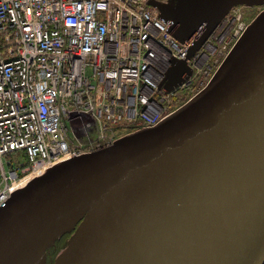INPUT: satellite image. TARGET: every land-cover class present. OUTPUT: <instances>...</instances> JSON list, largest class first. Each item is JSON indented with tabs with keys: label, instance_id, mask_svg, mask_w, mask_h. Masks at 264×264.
I'll return each instance as SVG.
<instances>
[{
	"label": "water",
	"instance_id": "1",
	"mask_svg": "<svg viewBox=\"0 0 264 264\" xmlns=\"http://www.w3.org/2000/svg\"><path fill=\"white\" fill-rule=\"evenodd\" d=\"M170 1L149 4L188 60L233 7L264 3ZM188 74L184 62L167 88ZM80 219L62 264H264V13L174 115L15 192L0 207V264H43Z\"/></svg>",
	"mask_w": 264,
	"mask_h": 264
},
{
	"label": "built area",
	"instance_id": "2",
	"mask_svg": "<svg viewBox=\"0 0 264 264\" xmlns=\"http://www.w3.org/2000/svg\"><path fill=\"white\" fill-rule=\"evenodd\" d=\"M149 1L0 0V207L86 154L70 147L66 116L81 119L97 141L155 128L191 75L168 89L181 65L210 76L246 31H235L231 13L188 60V46ZM19 151L24 163L7 161Z\"/></svg>",
	"mask_w": 264,
	"mask_h": 264
},
{
	"label": "rangeland",
	"instance_id": "3",
	"mask_svg": "<svg viewBox=\"0 0 264 264\" xmlns=\"http://www.w3.org/2000/svg\"><path fill=\"white\" fill-rule=\"evenodd\" d=\"M156 2H163L166 3V0H155ZM168 5H170V2H167ZM175 5V8L177 7V2L173 3ZM229 20L236 23V29L235 31H239V26H243V29L245 27V30H247L251 25L257 20V18L264 13V3L263 4H257V5H239L235 6L229 14L225 17L227 18L230 16ZM242 31V30H241ZM240 31V33H241ZM232 37L231 42H236L238 39V36ZM220 61L224 62V56L220 58ZM214 63V62H213ZM221 63L219 64V66ZM218 65L214 64L213 71L211 72L210 76H203L201 73H196V71L191 72V75L186 78V86L182 88L181 92L178 93L176 97H174L170 103H168V115L172 116L176 112H178L180 109H182L184 106H186L192 99L195 97L200 91H203L206 89V87L213 81L214 78L213 75L219 68ZM170 116V117H171ZM64 119L65 125L68 130L69 134V144L72 149H78L82 150L86 154H91V150L96 151L99 147L103 145H111L117 140L124 138L126 136H129L131 134H134L135 132H138L140 130L135 131H129L124 130L121 131L119 134H117L113 139H102L100 136L99 140L97 141L96 135L94 131L88 130L84 126V122L80 119L79 121L76 120L74 117H68ZM132 129V128H129ZM84 154V155H86ZM13 161L16 163V165H19L20 163H24L26 160L25 153L23 151H19L16 153H12L7 157V161ZM6 168L8 169L9 166L6 163ZM81 219L75 224L71 225L70 228L67 229L66 232H64L59 238H56L55 244L49 245L45 250V262L43 264H58L60 257L66 251L72 240L74 239L76 232L79 228ZM57 243V244H56ZM56 247V249L53 251V253L50 255L49 251L51 248Z\"/></svg>",
	"mask_w": 264,
	"mask_h": 264
},
{
	"label": "bare ground",
	"instance_id": "4",
	"mask_svg": "<svg viewBox=\"0 0 264 264\" xmlns=\"http://www.w3.org/2000/svg\"><path fill=\"white\" fill-rule=\"evenodd\" d=\"M233 46H234V45H233ZM233 46L231 47V49L233 48ZM231 49H230V52H231ZM223 63H224V62H222V64L219 66L218 70L221 68V66L223 65ZM218 70H217V72H218ZM217 72H216V73H217ZM216 73L213 75V78L215 77ZM201 92H203V91H201ZM201 92H200V93H201ZM200 93H199V94H200ZM24 188H25V187H24ZM22 189H23V188H22ZM20 190H21V189H20ZM18 191H19V190H18ZM63 258H64V254H62L61 259L59 260L58 264H62Z\"/></svg>",
	"mask_w": 264,
	"mask_h": 264
},
{
	"label": "flooded vegetation",
	"instance_id": "5",
	"mask_svg": "<svg viewBox=\"0 0 264 264\" xmlns=\"http://www.w3.org/2000/svg\"><path fill=\"white\" fill-rule=\"evenodd\" d=\"M166 3H165V5L167 4V2H170V0H166L165 1ZM163 3V2H162ZM57 244V243H56ZM56 249V247H53V248H51V250L49 251V253H50V255L53 253V251Z\"/></svg>",
	"mask_w": 264,
	"mask_h": 264
},
{
	"label": "trees",
	"instance_id": "6",
	"mask_svg": "<svg viewBox=\"0 0 264 264\" xmlns=\"http://www.w3.org/2000/svg\"><path fill=\"white\" fill-rule=\"evenodd\" d=\"M121 131V130H120Z\"/></svg>",
	"mask_w": 264,
	"mask_h": 264
}]
</instances>
